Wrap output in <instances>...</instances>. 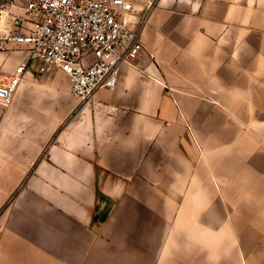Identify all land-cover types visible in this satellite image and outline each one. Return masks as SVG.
<instances>
[{"label":"crops","instance_id":"obj_1","mask_svg":"<svg viewBox=\"0 0 264 264\" xmlns=\"http://www.w3.org/2000/svg\"><path fill=\"white\" fill-rule=\"evenodd\" d=\"M134 3L114 90L32 59L0 105V264H264V0Z\"/></svg>","mask_w":264,"mask_h":264},{"label":"built area","instance_id":"obj_2","mask_svg":"<svg viewBox=\"0 0 264 264\" xmlns=\"http://www.w3.org/2000/svg\"><path fill=\"white\" fill-rule=\"evenodd\" d=\"M135 11L134 0H0V52L29 47L8 80L0 77V105H11L32 59L40 72L70 78L80 111L99 91L114 90L122 65L143 51Z\"/></svg>","mask_w":264,"mask_h":264},{"label":"rangeland","instance_id":"obj_3","mask_svg":"<svg viewBox=\"0 0 264 264\" xmlns=\"http://www.w3.org/2000/svg\"><path fill=\"white\" fill-rule=\"evenodd\" d=\"M0 53L9 54V53H6V52H0ZM84 62L86 63V62H88V60H85ZM4 64H5L4 60L0 61V77H6L8 75V73H6L4 71V69H3Z\"/></svg>","mask_w":264,"mask_h":264}]
</instances>
